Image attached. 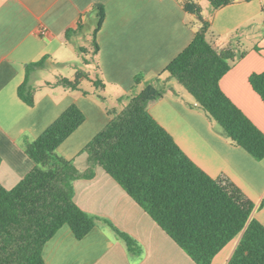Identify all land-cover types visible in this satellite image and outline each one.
<instances>
[{
  "label": "crops",
  "instance_id": "0c3cea01",
  "mask_svg": "<svg viewBox=\"0 0 264 264\" xmlns=\"http://www.w3.org/2000/svg\"><path fill=\"white\" fill-rule=\"evenodd\" d=\"M183 1L0 0L3 188L11 190L33 169L25 146L71 105H76L85 119L58 147L57 154L71 161L80 173L85 172L88 165L83 149L108 124L107 110L115 109L105 106L106 99L123 106L135 91L160 76L159 86L167 92L148 106L149 114L198 168L212 178L226 177L238 187L254 203L253 217L264 227V206L259 207L264 196V158L257 161L231 144L194 107L193 99L163 74L199 27L183 10ZM95 5L102 6L104 20L96 33L98 54L93 65L105 84V97L46 86L54 82L36 86L39 71L63 64L57 62L59 52L91 18L96 24ZM206 18L210 22L207 40L215 49L238 46L245 52L219 85L264 134V103L248 84L249 75L264 70V0H231L216 11L210 9ZM69 29L76 32L66 40ZM44 58L43 67L30 75L29 83L36 92L34 105L29 107L19 99L17 90L24 81L26 66ZM136 76L142 77L139 85H135ZM93 172L92 177L77 179L72 185L74 203L95 218L94 228L77 240L69 227H61L43 247L44 264H194L111 177L98 166ZM109 224L131 238L138 251L129 252ZM234 247L235 243L224 247L211 264H226Z\"/></svg>",
  "mask_w": 264,
  "mask_h": 264
},
{
  "label": "trees",
  "instance_id": "16d2710c",
  "mask_svg": "<svg viewBox=\"0 0 264 264\" xmlns=\"http://www.w3.org/2000/svg\"><path fill=\"white\" fill-rule=\"evenodd\" d=\"M207 2L211 11H216L231 0ZM93 8L96 24L91 50L79 49L91 57L90 62L83 59L86 65L95 64L96 33L104 20L102 6ZM182 8L196 19L199 27L163 74L192 97L194 107L217 125L231 144L253 159L262 160L264 134L219 85L245 52L238 46L215 49L207 40L210 22L203 16L201 5L184 0ZM75 32L67 30L65 39ZM44 60L26 66L24 81L17 90L19 99L29 107L34 105L36 92L29 83L30 75L43 67ZM94 72L91 77L76 71L73 79L57 77L46 86L89 96L80 87L84 80L95 90L105 88L96 67ZM141 80V76H136L135 85ZM248 84L264 103V70L249 75ZM159 85L157 76L153 83H146L137 95L128 98L120 111L107 110L108 124L83 149L88 165L83 173L57 154L58 147L84 122L76 105L69 106L25 146L33 169L11 190L0 185V264H44L43 247L61 227H69L77 240L94 228L95 218L74 203L72 184L92 177L95 166L111 177L194 264H211L224 247L234 243L226 264H264V227L253 217L254 203L226 177L212 178L198 168L149 114L148 106L167 92ZM263 206L264 196L259 207ZM109 226L123 239L129 252L138 251L131 238Z\"/></svg>",
  "mask_w": 264,
  "mask_h": 264
},
{
  "label": "rangeland",
  "instance_id": "374dc122",
  "mask_svg": "<svg viewBox=\"0 0 264 264\" xmlns=\"http://www.w3.org/2000/svg\"><path fill=\"white\" fill-rule=\"evenodd\" d=\"M195 1H198V3L201 5L203 16L207 17L211 9L207 0H195ZM94 25H95V20L94 18H91L88 24L86 25V27L83 29V31L80 34L76 35L74 38H72V40L62 49V51L59 52V54L57 55V62L63 64L45 68L44 70L39 71L38 73L39 79L35 81L36 86L42 85L44 81L54 82L57 77L73 79L76 71L89 73L90 76L93 77L95 73L94 65L92 63H89L87 65L83 63V59H87L90 62L91 57L89 54L86 55L81 54L79 52V49L85 48L88 49L89 51L91 50V34L94 29ZM172 84L183 94H185V96L192 98L174 80H172ZM80 87L82 90L87 91L90 94L93 93L96 96L100 95L105 97L102 91L93 89L90 83L86 80H84L81 83ZM143 87L140 88V90L135 91L134 95H137L143 89ZM127 102L128 100H125L122 106V104L114 103L113 100L106 99L105 106H108L109 108L115 107L116 110L120 111L124 107V105H126Z\"/></svg>",
  "mask_w": 264,
  "mask_h": 264
}]
</instances>
